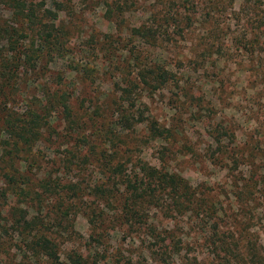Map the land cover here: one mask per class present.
Masks as SVG:
<instances>
[{"label":"rangeland","instance_id":"obj_1","mask_svg":"<svg viewBox=\"0 0 264 264\" xmlns=\"http://www.w3.org/2000/svg\"><path fill=\"white\" fill-rule=\"evenodd\" d=\"M57 1L64 4L55 19L63 32L54 41L59 50L33 69L19 67L18 91L7 102L6 89L0 91V107H36L47 91L65 89L74 129L67 131L55 104L53 131H42L30 162L16 159L20 186L27 183L33 193L25 186L28 193L13 195L0 171V264H49L25 251L27 231L12 223L17 208L45 222L58 264H70L67 257L76 253L101 264L104 258L117 264H264V26L255 27L243 0ZM12 11L11 0H0V54L9 48L6 30L20 27ZM130 51L143 62L159 60L174 75L154 90L135 88L131 108L134 117L140 112L168 129L166 136L151 137L145 121L127 129L113 125L120 89L136 72ZM217 125L233 134L224 139L225 152L211 141ZM95 130L110 132L112 144L101 148L116 149L127 167L139 158L164 166L186 179L201 203L180 212L148 206L141 219L147 225L126 222L119 213L120 178L104 173L98 150L87 144L90 153L80 157L77 171L62 167L66 148L81 152L73 147L75 134L89 143L105 141ZM43 179L77 186V193H43L37 186ZM250 245L260 261L251 257Z\"/></svg>","mask_w":264,"mask_h":264},{"label":"trees","instance_id":"obj_2","mask_svg":"<svg viewBox=\"0 0 264 264\" xmlns=\"http://www.w3.org/2000/svg\"><path fill=\"white\" fill-rule=\"evenodd\" d=\"M44 1L11 0L12 15L21 23L17 29L10 28L6 30V40L9 48L0 54V91L5 89L7 91L4 100L7 99L8 94H14L16 90L18 91L19 78H15V76L19 67L25 66L33 69L43 56L51 55V53L59 50V46H54V41L63 32L61 27L56 26L55 19L57 17L56 12L60 11L64 4L57 0H51L50 7L40 8ZM243 2L248 14L251 12V16L254 17L253 20L255 19V27L258 29L264 26V0H243ZM139 27L134 28L138 33L141 31ZM17 44L20 45L18 50V47L15 46ZM129 55L136 67V72L132 83H125L120 89L118 98L121 104L115 110L117 118L113 125L114 127L119 126L127 129L133 127L136 122L145 121V128L151 137L166 136L170 132L168 129L159 126L156 120L152 118H143L140 112L134 117L131 108H134L137 104L135 88L140 86V89L143 90H154L171 80L174 75L159 60L143 62L138 54L130 51ZM43 97L44 102L38 103L36 107L25 105V108L20 111L0 107V171L8 184L7 189L15 196L28 192L33 193L31 188L26 186L27 183L20 186L22 183L19 182L17 175L18 167L14 165L17 163L16 159L25 163L30 162V158L34 157L33 146L38 141L42 131L49 129L53 131L50 124V108L56 105L60 107V119L64 122L67 131L70 132L74 129L72 128L75 123L72 117L73 108L68 103L69 96L65 89L49 90L43 94ZM95 131H97V135L103 136L105 141H100V144H94L91 141L89 143L82 133L75 134L77 141L73 143V147H77V150L81 149V152L75 154L74 148L73 151L66 148L61 159L62 167L64 170L77 171L84 161L81 162L80 159L83 158L80 157L90 153L87 146L91 148L90 150H98L96 154L100 157V163L104 166V173L120 178L122 198L119 213L126 222L132 224L135 221H140L143 216H146L148 206L155 207L159 205L165 211L169 208L170 211L180 212L182 207L195 206L199 202L201 203L200 198L196 196L197 190L182 176L171 172L164 166L156 167L139 158L131 163L129 161L130 166L127 167L126 162L116 158L115 155L118 154L116 149L111 146H109V149H112L111 151L108 148H101L106 142L112 144L110 132L108 130H104L103 133L100 130ZM232 136L233 134L228 133L221 125H217L210 133L211 141L214 142L215 149L219 152H225L227 146L224 145V139H231ZM84 147L85 151L83 150ZM25 186L28 192H26ZM37 186L40 191L48 194L60 195V193H67L69 190H72L74 194L77 193V186L71 189H69V186L62 188L56 180L43 179L39 181ZM32 195L35 198L40 197L38 192H34ZM12 215V223L15 227L27 231L25 251L31 255L44 256L49 264H58L57 244L46 233L45 222H42V219L38 216L26 218V210L21 208H17ZM138 223H143V220ZM143 225L147 224L144 222ZM148 227H150V224ZM250 247L251 257L256 261H260L261 256L254 251L253 246L250 245ZM67 258L70 264H101L99 260L94 258L88 262L86 257L84 258L77 253ZM101 261L104 264H117L116 260H107V258L101 259Z\"/></svg>","mask_w":264,"mask_h":264}]
</instances>
